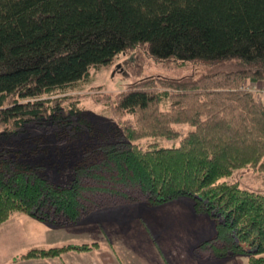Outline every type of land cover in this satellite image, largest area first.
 <instances>
[{
	"label": "trees",
	"instance_id": "trees-1",
	"mask_svg": "<svg viewBox=\"0 0 264 264\" xmlns=\"http://www.w3.org/2000/svg\"><path fill=\"white\" fill-rule=\"evenodd\" d=\"M135 46L206 72L129 84L113 103L118 128L107 132L91 130L72 97H52ZM263 79L264 0H0V126L13 135L29 124L90 133L64 182L0 152V223L18 211L70 224L104 207L190 197L214 221L196 256L244 253L264 264V193L222 180L243 167L264 171V101L240 89ZM145 138L154 141L142 146ZM95 247L30 248L19 258Z\"/></svg>",
	"mask_w": 264,
	"mask_h": 264
},
{
	"label": "rangeland",
	"instance_id": "rangeland-1",
	"mask_svg": "<svg viewBox=\"0 0 264 264\" xmlns=\"http://www.w3.org/2000/svg\"><path fill=\"white\" fill-rule=\"evenodd\" d=\"M204 72H206V68L200 63L158 60L151 56L145 48L135 46L118 54L110 65L92 70L87 79L88 81L82 82L79 87L52 97H72V102L91 121V130L107 132L118 128V120L112 112L113 103L116 95L129 84L149 75L178 78L189 74L197 76ZM177 127L182 133H185L188 129L186 124H180ZM89 134L86 131L76 134V136L68 128L61 129L48 126L41 128L29 124L25 127V130L13 135L7 130L4 131L3 127L0 126V152L6 149L14 152L15 155L24 156L22 160L35 165L46 177L56 182H64L72 174L71 167L76 162L79 163L84 157V146L90 143ZM153 141V139L145 138L139 140V144L146 146ZM156 142L161 146L177 144V141L165 139H156ZM222 180L227 182L238 181L244 189L264 193V171L259 172L250 167H243L235 170L229 177L222 178ZM176 200L180 203L192 205L194 202L190 197H178L174 199V201ZM147 203L145 200H140L137 203L119 204L118 207L112 209L113 211L108 212L111 214V222H105L95 228L90 227L91 229L86 232L83 231L82 222L77 225H73L76 222L70 224L48 223L35 219L25 212H14L7 221L0 223V264H60L58 261L53 263L52 259L76 250H70L60 256L50 258L20 259L19 256L30 248L47 249L67 244L96 243L97 247L88 251L97 250L98 253H103V256H118L120 252L129 253L124 246L117 242L118 239L116 241L118 247L114 244L118 236V225L113 224L114 220L124 213L122 211L128 210L124 206L145 205ZM207 221L211 226H214V221L209 215H207L204 224L207 225ZM52 225L65 226L59 228ZM170 228L174 229L173 226L168 227V229ZM212 229L214 231V228ZM212 229L210 231L213 233ZM101 230L105 232H101ZM212 233L204 236V232L203 236L205 238L202 240L209 239ZM150 234L151 231L148 230V235L150 236ZM146 238V236L141 237L142 240ZM214 253V251L200 250L198 256L203 264H249L248 255L244 253L226 255L223 259L218 256L215 257ZM65 257H68V255H65ZM65 257H63L64 264H75L76 262L88 264L86 261L79 262L77 258L73 257H69L67 261ZM206 257H208V260L213 259L208 261L205 259ZM113 259L112 256L108 259L111 264H113Z\"/></svg>",
	"mask_w": 264,
	"mask_h": 264
},
{
	"label": "crops",
	"instance_id": "crops-1",
	"mask_svg": "<svg viewBox=\"0 0 264 264\" xmlns=\"http://www.w3.org/2000/svg\"><path fill=\"white\" fill-rule=\"evenodd\" d=\"M256 83H264V79L256 81ZM168 203L124 206L128 210L122 211L124 213L119 215L113 224L118 225V236L115 242L118 239L117 242L124 246L129 253L120 252L118 256L111 255L114 257L113 264H203L199 256H196L194 246L201 243L202 239L205 238L204 236L211 234L210 229L214 226H211L208 221L207 225L204 224L207 215L196 213L192 204L180 203L177 200L171 204ZM110 207L94 210L73 225L82 222L83 231L86 232L91 229L90 227L95 228L105 222H111V214L108 212L113 211L112 209L118 207V205ZM52 226L60 228L65 225ZM169 226H173L174 229H168ZM148 230L151 231L150 236ZM101 232L105 231L101 230ZM204 232L205 235L203 236ZM120 234L121 236H119ZM144 236L147 238L142 240L141 237ZM57 242L59 243L60 240ZM117 242L114 244L118 247ZM65 255H68V257H65ZM65 255L52 259L53 263L58 261L60 264H64L63 257L67 261L69 257H73L77 258L79 262L86 261L88 264H111L108 260L111 256H103V253H98L97 250L68 252ZM218 257L223 259L226 256ZM205 259L208 260V257ZM220 259L218 260L221 261ZM75 264L82 263L76 262Z\"/></svg>",
	"mask_w": 264,
	"mask_h": 264
},
{
	"label": "built area",
	"instance_id": "built-area-1",
	"mask_svg": "<svg viewBox=\"0 0 264 264\" xmlns=\"http://www.w3.org/2000/svg\"><path fill=\"white\" fill-rule=\"evenodd\" d=\"M240 89L251 92L258 100L264 101V83L245 81L240 85Z\"/></svg>",
	"mask_w": 264,
	"mask_h": 264
}]
</instances>
